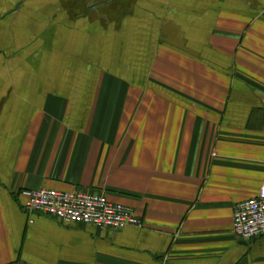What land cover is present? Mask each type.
Instances as JSON below:
<instances>
[{"label":"crops","instance_id":"crops-1","mask_svg":"<svg viewBox=\"0 0 264 264\" xmlns=\"http://www.w3.org/2000/svg\"><path fill=\"white\" fill-rule=\"evenodd\" d=\"M264 0H0V264H264ZM103 190L142 227L21 190Z\"/></svg>","mask_w":264,"mask_h":264},{"label":"built area","instance_id":"built-area-1","mask_svg":"<svg viewBox=\"0 0 264 264\" xmlns=\"http://www.w3.org/2000/svg\"><path fill=\"white\" fill-rule=\"evenodd\" d=\"M23 207L27 213L38 212L56 218L63 225L89 224L118 230L126 226L142 227V222L125 206L111 202L103 190L24 189ZM232 231L240 239L264 236V183L256 196L235 204Z\"/></svg>","mask_w":264,"mask_h":264}]
</instances>
